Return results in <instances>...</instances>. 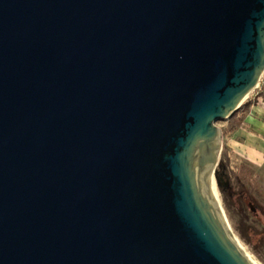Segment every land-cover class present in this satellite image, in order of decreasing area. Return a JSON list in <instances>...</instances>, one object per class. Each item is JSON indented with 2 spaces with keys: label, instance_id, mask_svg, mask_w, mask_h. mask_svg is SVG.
<instances>
[{
  "label": "water",
  "instance_id": "obj_1",
  "mask_svg": "<svg viewBox=\"0 0 264 264\" xmlns=\"http://www.w3.org/2000/svg\"><path fill=\"white\" fill-rule=\"evenodd\" d=\"M264 71V0H0V264H258L212 179Z\"/></svg>",
  "mask_w": 264,
  "mask_h": 264
},
{
  "label": "rangeland",
  "instance_id": "obj_2",
  "mask_svg": "<svg viewBox=\"0 0 264 264\" xmlns=\"http://www.w3.org/2000/svg\"><path fill=\"white\" fill-rule=\"evenodd\" d=\"M256 90L249 91L230 115L214 120L221 142L212 186L233 236L258 264H264V159L247 155L235 135L238 113Z\"/></svg>",
  "mask_w": 264,
  "mask_h": 264
},
{
  "label": "crops",
  "instance_id": "obj_3",
  "mask_svg": "<svg viewBox=\"0 0 264 264\" xmlns=\"http://www.w3.org/2000/svg\"><path fill=\"white\" fill-rule=\"evenodd\" d=\"M238 117L235 135L242 150L254 159H264V78Z\"/></svg>",
  "mask_w": 264,
  "mask_h": 264
},
{
  "label": "built area",
  "instance_id": "obj_4",
  "mask_svg": "<svg viewBox=\"0 0 264 264\" xmlns=\"http://www.w3.org/2000/svg\"><path fill=\"white\" fill-rule=\"evenodd\" d=\"M262 75H264V71H263ZM259 84H260V83H259ZM255 87H257V88H258V85L256 84V86H255Z\"/></svg>",
  "mask_w": 264,
  "mask_h": 264
},
{
  "label": "flooded vegetation",
  "instance_id": "obj_5",
  "mask_svg": "<svg viewBox=\"0 0 264 264\" xmlns=\"http://www.w3.org/2000/svg\"><path fill=\"white\" fill-rule=\"evenodd\" d=\"M220 176L219 175H217V179H218V181H220V178H219Z\"/></svg>",
  "mask_w": 264,
  "mask_h": 264
},
{
  "label": "bare ground",
  "instance_id": "obj_6",
  "mask_svg": "<svg viewBox=\"0 0 264 264\" xmlns=\"http://www.w3.org/2000/svg\"><path fill=\"white\" fill-rule=\"evenodd\" d=\"M238 241V240H237ZM243 247V246H242ZM248 253V252H247Z\"/></svg>",
  "mask_w": 264,
  "mask_h": 264
}]
</instances>
